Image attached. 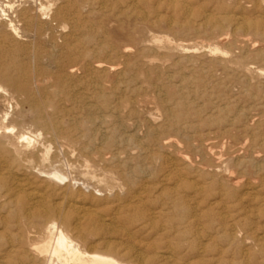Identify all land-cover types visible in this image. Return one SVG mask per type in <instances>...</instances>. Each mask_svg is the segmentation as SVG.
<instances>
[{
    "label": "rangeland",
    "instance_id": "obj_1",
    "mask_svg": "<svg viewBox=\"0 0 264 264\" xmlns=\"http://www.w3.org/2000/svg\"><path fill=\"white\" fill-rule=\"evenodd\" d=\"M32 1H33V3L28 2L27 0H16L14 6L20 10L24 9V10L30 11L29 13L32 15L34 23L39 22L36 24L33 23V25H35L36 30L35 29L31 30V28L29 29V27L24 28V26H22V27H20L19 36L16 39L14 37L9 38L10 41L7 39V41H5V44H4L5 45L4 49H6V51H7V54H6L7 64L5 65V68L13 76H15L19 72L24 73L27 76L26 81L24 83L25 93L27 95L26 94L25 95L18 94L19 92L17 91V89L14 85L10 86L11 87L10 89H11V92L13 93V95L15 96V99H17V100L22 99L23 100V101L21 100L22 101L21 104H23L24 108L27 107V109H29V112H28L29 114L27 116H29L30 118L29 117L22 118L21 116H19L18 111L15 110L11 113V119H12V125L15 127V129L19 133H25L28 131H31L33 133L36 130H38V128H39L38 126H34V127H32L31 125L29 126V122L34 117V115L39 116L40 121L47 122L50 124L51 123L56 124V127L58 128L57 129L58 132L53 137V141H54V143H53L54 149L53 150L56 153V157L58 159H62L65 157L69 162H71L76 167V169H75L76 171L72 170L69 174V177L71 179H74L72 181H73V183H75L74 184L75 187H73V189L71 188L69 190L68 189L64 190L63 191L64 195L72 197V195L74 194L72 198L76 199V200L79 199V200H77L78 203L79 202L81 203V204L79 203V205H83L87 209L89 208L88 210H92V211L94 210V212L99 213V215H101L103 217H111L114 214V217H117V219L113 220V222L115 223L114 226L117 227L118 230L121 227L124 230V231H122L123 234L124 235L127 234V236L125 235V237H120L117 235L116 236L115 235H113V236L105 235L104 239L114 240L115 242L120 244V246H119L120 248L122 247L125 250L129 249L131 251L134 250V252L135 251L138 252L143 257L145 256L144 258L146 260L150 261L149 264H156V262H158V260H159V256H161V254H167V256L170 257L166 263H162V264H171V263L172 264H264V120H263L264 119V101H263L264 100V38H263L264 36L261 37L262 32H263V28H264V23H263L264 22V0H252L253 2L251 0H241V1L240 0H165V1L164 0H149V1L147 0L149 2V5H148L146 0H135V3L132 6H130V8L132 7L131 9L127 8V6H126V5H131L130 3L127 2V0H114V1L113 0H109V1L108 0H96V1L95 0H82V1L77 0V3L74 5V6H76V5L77 6L75 8L73 6L70 9V12L68 11L69 15H73V14L75 15L76 14V16H77L76 19L78 20V29L75 31L72 30L73 31L72 34H71V30H70L71 27L68 24L69 21L67 22V20H69L70 16H66V18H65V17H61V16L56 15V11H58L57 9L60 8L61 5L63 7L64 2H62V1L56 2L55 6L51 9V13L49 14V17L46 18L45 16L34 15V14H37L35 12L36 6H38L39 3L44 2V0H32ZM89 1H90V3H89ZM144 3H146V5ZM94 4H95V6H94ZM27 6L30 7V9L29 8L27 9ZM172 6H173V8H171ZM88 7H89V9H88ZM101 7H105V8L101 9ZM167 8H169V9H167ZM176 8H178V9H176ZM186 8H189V9H187V11H186ZM79 9L81 10V12H79L80 11ZM99 9L102 10V11L100 10V12L102 14H100V12H98ZM106 9H108V10H106ZM111 9H113V10H111ZM52 10H54V11H52ZM114 10H115V12H114ZM176 10H177V12H175ZM107 11H109V12H107ZM111 11H112V13H111ZM121 11H123V13ZM126 11H128V12L126 13ZM113 12L115 13V16L112 15L113 17L124 16L125 18H128L127 16H129V18H131V17L135 18V19H133L135 21V23L138 22L137 23L138 25H140L142 27H146V28H144L145 29L144 34H142L140 36H135L134 34H132L133 28H134L133 27L134 25L132 23H129V21L119 22V23H117L118 26H120V23H121V25H124V27L128 26V27H126V32L128 35H127V39L124 40L122 43H120V44H123V45H121V47H120V45L115 46L113 44V42L111 41V38H109V36L111 37V30H109L107 28V26L103 23L105 19L108 20V18L110 16L109 14H114ZM155 12H157V13H155ZM192 12L193 13L195 12V15ZM85 13L87 14V16ZM107 13H109V14H107ZM141 13H142V15H141ZM178 13H180V14H178ZM187 13H188V15H187ZM197 13H199L198 17H197ZM146 14H148V15H146ZM176 14L179 16H177ZM205 14H206V16H204ZM105 15H108V16H105ZM212 15L214 16V18ZM217 15H219V16H217ZM222 15L223 16L225 15V16L223 17ZM235 15H237V16H235ZM83 16H84V18H83ZM201 16H202V18H201ZM221 16L223 17V19ZM78 17L79 18L81 17V18L79 19ZM91 17H93V18H91ZM139 17H141V18H139ZM161 18H163V19H161ZM186 18H188V19H186ZM204 18L205 19L208 18L211 20H217V21L220 20L219 22L221 25L213 26L212 24H208L209 26L206 25L207 26V28H206V26L204 25L206 23ZM235 18L236 19L238 18V20H239V18H242L240 21L251 22L253 24H254V22L257 21L258 23L254 24V25H259L256 27H257V29H258V27L260 28V30L259 29L258 30H259V33H261V34H254L253 32L251 34V31L246 32V33L245 32L244 33H240V32L236 33L235 31L232 32L233 29L227 25V20L235 19ZM89 19L92 21V23L89 22L90 21ZM198 19L199 20L201 19V20L199 21ZM246 19H247V21H246ZM147 21H148V24H147ZM162 21L163 22L166 21V22L163 23ZM223 21H225V23ZM87 22L90 23V25ZM94 22H96V23H94ZM203 22H205V23H203ZM141 23H142V25H141ZM60 24H62V25H60ZM84 24H86L85 27H84ZM100 24H102V25L100 26ZM38 25H40V26H38ZM42 25H44V26H42ZM81 25H82V27H81ZM187 25H188V27H190V26L191 27L188 28ZM63 26H65L64 29L62 28ZM218 28L220 29L219 31L217 30ZM21 29H22V31H21ZM27 30H29V31H27ZM92 30H94L96 32H94ZM108 31H109V33H108ZM68 32H70V33H68ZM67 33L69 35H67ZM93 33H96L97 35H95ZM87 34H88V36H87ZM89 34H91V35H89ZM34 35H36V36H34ZM70 35L73 36L74 39H72V37ZM107 35H109V36H107ZM220 35H221V37H220ZM259 35H260L261 39H260ZM69 36L71 38H69ZM92 36H93V38H92ZM153 36H166L170 40V44L162 46L161 48H158L151 41V38ZM255 36L258 38H256ZM76 37H78V39ZM87 37H89V38L86 39ZM128 38H130V39H128ZM82 39H83V41H82ZM106 39H108V41ZM222 39H224V40L221 41ZM73 40L76 41V43H78L77 47L80 48L78 50H81L82 57H79L78 52L73 50L72 47H70V44L74 43ZM109 40L112 43H110ZM77 41H79V42H77ZM87 42H88V44H87ZM100 42H103V43H100ZM79 44L82 46H80ZM103 44L106 46H104ZM90 45H93V46H90ZM179 46H181V47H179ZM98 47L100 50L98 49ZM104 47H107V48H104ZM123 47H125V48H123ZM214 47H217L219 50L218 51H212L214 49ZM110 48L111 49L115 48V49H113L111 51ZM142 48H144V49H142ZM67 49H68V51H67ZM123 49H126V52H123L122 51ZM139 50H141V51H139ZM160 50H161V52H160ZM209 50H211V52ZM107 51H108V53H106ZM83 52H85L86 54L85 53L83 54ZM87 52H89L90 55H89V53L87 54ZM113 52L114 53L116 52V53L114 54ZM223 52H225V53H223ZM203 53H204V56H203ZM122 54H124V55H122ZM174 54L175 55L177 54V55L175 56ZM97 55H98V57H97ZM185 55H187V56H185ZM94 56L97 58H95ZM120 56L123 57L122 58L123 60L121 59ZM191 56H192V58H191ZM197 56L200 58H198ZM201 56H203L202 59H201ZM8 57H9V59H8ZM107 58H108V60H106ZM118 58H120L121 60L120 59L118 60ZM136 58H137V60H135ZM126 59H129V60H126ZM193 59L194 60L196 59V60L194 61L193 65H192ZM110 60H112L113 62ZM117 60H118V62H117ZM114 61H116V62H114ZM18 62H19V64H18ZM78 62H79V64H78ZM83 62H85V63H83ZM121 62H122V65H120ZM139 62H141V63H139ZM115 63H117V64H115ZM144 63L145 64L147 63L146 64L147 68L145 65H143ZM89 65L91 66V68ZM96 66H100V67L102 66L103 68L105 66V69L103 70V68L101 67L99 69V73H98L97 70L95 71ZM122 66L125 68H123ZM143 66H144V68H143ZM32 67H33V69H32ZM68 67H70V70ZM113 67H115L114 70H113ZM164 67H166V68H164ZM193 67H194V69H193ZM243 67H244V69H243ZM15 68H16V71H15ZM74 68H76V69H74ZM32 70L37 72V73L36 74H35V72L33 73ZM40 70H42V71H40ZM64 70H65V73H64ZM102 70L104 72H102ZM137 70H139V71L142 70V72H139V71L137 72ZM147 70H149V71H147ZM160 70H161V72H160ZM54 71H55V73H54ZM92 71H94V72H92ZM146 71H147V74H146ZM154 71H155V73L153 74ZM132 72H133V74H131ZM143 72H145L146 75ZM149 72H150V75L148 76ZM41 73H43V74H41ZM199 73L201 74V76ZM203 73H204V75H203ZM29 74H30V76H29ZM57 74H58V76H57ZM101 74H103V75L101 76ZM260 74H261V76H260ZM33 75H35V76H33ZM41 75H43V76L41 77ZM181 76H183V78ZM96 77H98L97 80H96ZM148 77L150 78V80ZM90 78H91V80H90ZM157 78H158V80L156 81ZM144 79H146V80H144ZM182 79H183V81H182ZM29 80H32V82ZM134 80H136V81H134ZM137 80L139 83L137 82ZM129 81H132V83ZM66 82H67V84H66ZM73 82H74V84H73ZM134 82H136V83H134ZM148 82L150 84H148ZM38 83H39V85H38ZM124 83L126 84V87H125ZM141 83H143L144 86ZM161 83L165 86H163ZM93 84H95V85L100 84V85L93 87L94 86ZM107 84H108V86H107ZM127 84H129V85H127ZM138 84H140V86H142V87H140ZM46 85H49V86H46ZM149 85H151L152 87ZM72 86H73V88H72ZM87 86H88V88H87ZM159 86L161 89L159 88ZM43 87L46 89H43ZM97 87H98V89L100 88V90H95V88H97ZM165 87L167 89H165ZM136 88H138V89H136ZM162 88H164V89H162ZM59 89L61 91H59ZM92 89H94V90H92ZM108 89H109V91H108ZM153 89H156V90H153ZM50 90H53V91H50ZM127 90H128V93H127ZM133 90H135V91L133 92ZM151 90H152V92H151ZM157 90H158V93H157ZM255 90H257V92ZM31 91L33 94L31 93ZM42 91H43V93H42ZM65 91H67V92H65ZM100 91H102V92H100ZM137 91L139 93H137ZM37 92H39L38 93L39 95L38 94L36 95ZM48 92H49V95H48ZM69 92H71L72 94H70ZM141 92L142 93L144 92L143 95H141L142 94ZM258 92H260V93H258ZM76 93H77V95H76ZM78 93H80V94H78ZM88 93H90V94H88ZM105 94H107V96H106L107 98L106 97L104 98ZM130 94L133 96H131ZM138 94L140 96H138ZM162 94L163 95L165 94V95L163 96ZM173 94H175L177 96L174 97ZM180 94H181V96H180ZM16 95H17V97H16ZM37 96H39V98H42V99L40 100ZM59 96H60V98H59ZM67 96H68V98H65ZM144 96H147V97H144ZM259 96H261V97H259ZM176 97H177V99H175ZM178 97H179V99H178ZM257 97H259V98H257ZM132 98H133V100H132ZM142 98L144 99L143 102L145 101V98H147L146 100L150 101L151 109L152 108H155V109L158 108V110H159L160 106H161V109L159 111L157 110L158 111L156 113L157 116L153 120V123L148 121L150 123L149 124L147 122V119H146L147 111L139 108V105H141L143 103V102H140ZM158 98L161 100L159 101ZM162 98H163V100H162ZM66 99H69V100H66ZM101 99H102V101L100 102ZM42 100L44 102H42ZM77 100H79L81 103ZM107 100L109 102H107ZM134 100L139 101V103L135 102ZM256 100L258 103L256 102ZM258 100H260V101H258ZM69 101L70 102L72 101V102L69 103ZM74 101L77 103H75ZM84 101H86L85 102L86 104L83 103ZM97 102H98V104H97ZM129 102H130V104H129ZM163 102L166 104H163ZM41 103H43V105H41ZM68 103H69V105H67ZM82 103L84 105H82ZM116 103H118V106ZM133 103H134V105H133ZM158 103L161 105L159 106ZM175 103H177V104L179 103L180 105H177ZM101 104H103L104 107H102L103 105H101ZM114 104H115V106H114ZM171 104H172V106H170ZM217 104H219V105H217ZM34 105H36V106H34ZM86 105H90V106L93 105V109L95 110V111L93 110L94 114L91 115V114L87 113V110H86L87 106ZM119 105H120V108H119ZM135 105H136V107H135ZM166 105H168V106H166ZM174 105L178 106V107H175ZM181 105L183 108L181 107ZM187 105H189V106H187ZM126 106L128 109L126 108ZM194 106H195V108H194ZM32 107H33V109H31ZM63 107L65 109H63ZM95 107L96 108L98 107V108L95 109ZM117 107H118V109H116ZM188 107H189V109H188ZM218 107H219V109H218ZM223 107H225V108H223ZM184 108H185V110H184ZM190 108H191V110H190ZM66 109L71 110L72 113H71V111L66 110ZM181 109L183 111H181ZM187 109H188V111H187ZM194 109H195V111H194ZM0 110H1V108H0ZM140 110H141V112H140ZM202 110H203V112H202ZM214 110H216V111H214ZM217 110H218V112H217ZM32 111L35 114L32 113ZM113 111H115V112H113ZM118 111H120L119 112L120 115H119ZM134 111H136V112H134ZM178 111H180L183 115L178 113ZM222 111H226L224 113V115H223ZM183 112H185L186 114ZM195 112L198 114L197 118L195 117L196 116ZM198 112H201L202 115ZM38 113H40L41 115H39ZM194 113H195V115H193ZM161 114H163V115H161ZM189 114H191V115L189 116ZM95 115H97V116H95ZM117 115H118V117H117ZM127 115H128V118H127ZM130 115H132V116H130ZM172 115L174 116V118L172 117ZM158 116H160V117L163 116L164 118L163 117L160 118ZM182 116L185 118H182ZM105 117H106V119H104ZM194 117H195V119H194ZM216 117H217V119H216ZM59 118H60V120H59ZM179 118H180V120H179ZM191 118H193V119H191ZM253 118H255V119H253ZM129 119H131V120H129ZM162 119H164V120H162ZM259 119L260 120L262 119L261 120L262 122L261 121L259 122ZM58 120L61 122H59ZM126 120H127V122H126ZM157 120L162 121V122L159 123ZM175 120H178V121L176 122ZM92 121H93V123H92ZM96 121H98V122H96ZM70 122H72V123L69 124ZM80 122L82 125L79 124ZM144 122H146V123H144ZM73 123L75 125H80V126H77V127L74 126L73 127ZM109 123H111V124H109ZM130 123H131V127H130ZM144 124L145 125L147 124L146 127ZM160 124H162V125H160ZM163 124H164V126H163ZM88 125L90 127H88ZM187 125H188V127H186ZM190 125H193V126H190ZM98 126H100V127H98ZM112 126H114L115 128ZM159 126H160V128H159ZM184 127H186L185 130H184ZM70 128H71V130H70ZM95 128H97V129H95ZM188 128H190V130ZM118 129H119V131H117ZM162 129L164 132H162ZM170 129L173 132H175V131L176 132L179 131V132L173 133V132H170ZM94 130L96 133L94 132ZM116 131L119 133H117ZM103 132H104V134H103ZM61 133H62V135H61ZM79 133H80L81 137H80ZM171 133H173L174 135ZM164 135H167V136L165 137ZM202 136H204V137H202ZM61 137H62V139H61ZM104 137H106L107 139ZM129 137L131 139L127 140ZM257 137H258V139H257ZM120 138H122V139H120ZM170 138L172 140H170ZM205 138H208V139H205ZM74 139H76V141ZM109 139H112L111 140L112 142ZM261 140H263V141H261ZM119 141H120V143H119ZM157 141H158V143H157ZM166 141H171L172 143L174 142V144L177 147L176 148L167 147L168 149H166L165 146L163 147V144ZM110 142L113 144L110 145ZM69 143H71V144H69ZM87 143H89V144H87ZM101 144L104 146V148ZM211 144H214V145H212L213 147L211 146ZM143 145H144V147H143ZM60 147H64L63 150H60ZM159 147H160V149L161 148L162 149L160 150ZM97 148H98V150H97ZM157 148H158V150H157ZM67 149H68V151H67ZM134 149H135V151H134ZM137 150L140 152H138ZM180 151H182V152H180ZM57 152L59 153V155ZM97 152L99 154H101V152H102L103 157H106V158H104V160L102 162L98 161L97 157L95 158V156H96L95 153H97ZM145 152H148V153H145ZM164 152H166V153H164ZM261 152H262V154H261ZM85 153H86V156H85ZM234 153H235V155H234ZM74 154H77V155H74ZM149 154H150V156H149ZM110 155H111V157H110ZM130 155L136 156V157H131ZM188 155H189V157H188ZM112 156H116L117 159L113 161ZM120 156H121V158H120ZM143 156H145V157L143 158ZM170 156H172L173 158ZM83 157H85V158L87 157L86 159H88L90 157L91 159L89 158L88 160H91L93 162V164H95L96 166L99 164L98 167H101L103 165L102 167L104 170H106V169H107L106 171L109 170L108 172L112 173V175H113V178H114L113 183L115 184V187L114 188L108 187V189L105 188L102 190L99 188L97 189V187L94 185L92 180L90 181V180L84 178L81 174H79L78 172L81 169L79 163ZM166 157H168L169 159ZM180 157H183L184 159L181 161ZM203 157H206V158H203ZM125 158H127V159H125ZM73 160L75 163L73 162ZM120 160H122V162ZM162 160H163V162H161ZM208 160L211 162H209ZM107 161H108V163H107ZM76 162H77V164H76ZM169 162H171V163L169 164ZM175 162H177V163H175ZM102 163H105V164H102ZM109 163H110V167H108ZM124 163H125V165H124ZM152 163L154 166H151ZM141 164H142V166H140ZM167 164H168V167H167ZM191 164H193V166ZM130 165H134V166H130ZM185 165H187V166H185ZM219 165H220V167H219ZM135 167H137V169H135ZM150 167H152V168H150ZM161 167H163L162 171L160 169ZM209 167H212V168H209ZM116 168H118V169H116ZM146 168H150V170L146 169ZM198 168H199V170H198ZM214 168L216 170H214ZM168 169L171 172L172 171L173 172L168 177V179L171 178L170 181L166 179V182H165V176L168 175V171H169ZM171 169H173V170H171ZM186 169L189 171H187ZM136 170L139 173L133 172ZM212 171L214 172V175H213ZM181 172H184L185 174L181 173ZM191 172H193V173H191ZM196 173H198V175H195ZM217 173H219L220 175L218 176ZM149 174H151L152 176H150ZM156 174L159 178L156 176ZM179 174H181V175H179ZM120 175L121 176L123 175V177H121ZM135 175H137V176H135ZM124 176L126 178H124ZM131 178H133V179H131ZM152 178H155V179H152ZM121 180H123V181H121ZM150 180H151V182H150ZM155 180H156V182H155ZM178 180L180 183L178 182ZM140 181H143V182L141 183ZM191 181H192V183H191ZM221 181H222V183H221ZM79 183L81 185H79ZM132 183H134V184H132ZM76 184H78V185H76ZM123 184H125V185H123ZM190 184H191V186L193 185L195 187L192 186V188H191ZM121 185H123V186H121ZM164 185H165V187H164ZM167 185H169V186L171 185V186L169 187ZM129 186H131V187H129ZM135 186H136V188H134ZM144 186H147L148 188L150 186L151 187L148 189L147 187L145 188ZM158 186H159V188H158ZM79 187L81 189V192L83 191L82 193L80 192ZM132 187L134 188V190L132 189ZM153 187H155L156 189ZM174 188H175V190H174ZM112 189H114L113 190L114 192H112ZM163 189H164V192L162 191ZM195 189H196V191H195ZM91 190H94V191H92V193L94 192L93 195L90 192ZM95 190H96L97 194L95 193ZM97 190H98V192H97ZM123 190H125V191L123 192ZM159 190H161V191H159ZM178 190H180V191H178ZM125 192H127V193H125ZM138 192H139V194H138ZM159 192L160 193L163 192V193L160 195ZM87 193L89 195H87ZM53 194H54V196H53ZM136 194H138V195H136ZM141 194H143V195H141ZM84 195H86L88 197H86ZM109 195L111 196L110 198H109ZM169 195L171 197H169ZM179 195L180 196L182 195V196L180 197ZM186 195L187 196L189 195V196L187 197ZM61 196L62 195H60L58 193V191H54V192H52V194H50L49 202L55 204V202L56 203L59 202ZM136 196H137V198H136ZM99 198H100V200H99ZM189 198H192V199L194 198V199L192 201V199H189ZM110 199H112V200H110ZM141 199L144 202V204L141 201ZM151 199H153V200H151ZM104 200H105V202H104ZM188 200H190L191 202ZM147 201L150 203H148ZM158 201H159V203H158ZM175 201L177 203L179 202L178 203L179 205H177V203H175ZM186 201H188V202H186ZM84 202H86V203H84ZM128 202H129V204L126 205L125 203H128ZM165 202H166V204H165ZM184 202H186V204ZM198 202H199V204H197ZM152 203L155 205H153ZM182 204L183 205L185 204V205L183 206ZM131 205L134 207L126 208V207L131 206ZM180 205L182 206L181 208L179 207ZM187 206H188V208H187ZM120 207H121V210H120ZM122 207H123V210H125V211L122 210ZM130 208H132V209H130ZM146 208H147V210L145 211ZM150 208H152V209H150ZM160 208H161V210H160ZM136 210H138V211H136ZM157 210H158V212H157ZM168 210L169 211L171 210V211L169 212ZM178 210H179V212H178ZM139 211H140V213L142 212L143 215H144V212H146L145 216L142 215L144 219H142V217H141L142 213L140 214ZM151 211H152V213H150ZM154 211H155V213H154ZM183 211H184V213H183ZM122 212H124V213L122 214ZM125 212H127V213L129 212V213L127 214ZM137 213H139V214H137ZM136 214L139 216H137ZM159 214L161 215V217H159L160 216ZM196 214H198V215H196ZM162 215H164V216H162ZM193 216H194V218H193ZM196 216H197V218H196ZM132 217H133V219H132ZM135 218H137V219H135ZM140 218L143 221L139 220ZM148 220H149V222H148ZM190 220L192 222H190ZM131 222H133V223H131ZM135 222H136V224H135ZM141 223H143V224H141ZM147 223H149V224H147ZM132 224H134V227ZM227 226L230 228H228ZM131 227L133 228L132 230L130 229ZM197 227L199 230L197 229ZM233 230H234V232H233ZM197 232H198V237L196 236ZM233 233H234V235H233ZM128 235H129V237H128ZM232 235H233V237H232ZM125 239L127 242H125ZM137 242L140 244H137ZM122 243L124 245H122ZM141 244H143V245H141ZM148 245H149V247H148ZM139 246H141V247H139ZM167 246H168V248H167ZM143 250H145L146 252L145 251L143 252ZM154 252H157V253H156V255L153 256ZM173 255H175V256H173Z\"/></svg>",
    "mask_w": 264,
    "mask_h": 264
},
{
    "label": "bare ground",
    "instance_id": "obj_2",
    "mask_svg": "<svg viewBox=\"0 0 264 264\" xmlns=\"http://www.w3.org/2000/svg\"><path fill=\"white\" fill-rule=\"evenodd\" d=\"M28 2H32V0H27ZM58 1H62L64 2L63 3V7L61 5L60 8H58L56 11V15L57 16H61V17H65L66 16H70L69 20H67L68 24L70 25L71 27V34L73 31L77 30L78 29V20L76 19V14L74 15H69V12H70V9L77 3V0H44V2L42 3H39L38 6H36L35 8V12L37 14H34V15H38V16H45L46 18L49 17V14L51 13V9L55 6L56 2ZM82 1V0H80ZM96 1V0H95ZM109 1V0H108ZM114 1V0H113ZM147 1V0H146ZM145 1V2H146ZM149 1V0H148ZM147 1L148 5H149V2ZM165 1V0H164ZM241 1V0H240ZM252 1V0H251ZM15 2L16 0H0V264H149L150 261L146 260L141 254H139L138 252H134L129 250V249H123L122 247L120 248V244L115 242L114 240H107V239H104V236L107 235V236H113V235H117V236H120V237H125V235L127 236V234H123L122 231H124L121 227L120 229L118 230L117 227L114 226V222L113 220L114 219H117V217H114V214L111 216V217H103L101 215H99V213H96L94 212V210H88L87 208H85L83 205H79V203L77 202V200L79 199H73V195L72 197L71 196H66L64 195V190H69V189H73L74 184L72 180L74 179H71L69 177V174L72 170H75L76 167L71 163L69 162L65 157L62 158V159H58L56 157V153L54 152V141H53V137L57 134V127H56V124L55 123H47V122H43V121H40V118L39 116H35L30 120L29 122V126L31 125L32 127L34 126H38V130H36L35 132H31V131H28V132H25V133H19L15 127L12 125V119H11V113L15 110L18 111V114L19 116H21L22 118H25V117H29L27 116L29 113V109L24 108L23 107V104H21L22 101L21 100H17L15 99V96L13 95V93L11 92V87L12 85H14L17 89V92L18 94L20 95H25V81H26V74L24 73H15L16 75L13 76L6 68H5V65L7 64V60H6V54H7V51L6 49H4V44H5V41H7V39L9 40V38H17L19 36V31H20V27L24 26V28L26 27H29V29L31 28V30H34L35 29V25H33L34 23V20H33V17L32 15L29 13L30 11L28 10H20V9H17V7H15ZM118 2V1H117ZM123 2V1H122ZM128 3H130L131 5H126L127 8H130V6H132L134 3H135V0H127ZM160 2V1H159ZM163 2V1H162ZM253 2V1H252ZM90 3V1H89ZM173 3V2H172ZM30 4V3H29ZM109 4V3H108ZM115 4V3H114ZM146 5V3H144ZM167 4V3H166ZM174 4V3H173ZM188 4V3H187ZM186 4V5H187ZM252 4V3H251ZM37 5V4H36ZM154 5V4H153ZM158 5V4H157ZM179 5V4H178ZM255 5V4H254ZM77 6V5H76ZM74 6V8L76 7ZM92 6V5H91ZM95 6V4H94ZM123 6V5H122ZM129 6V7H128ZM138 6V5H137ZM82 7V6H81ZM140 7V6H139ZM144 7V6H143ZM30 9V7L27 6V9ZM80 8V7H79ZM83 8V7H82ZM87 8V7H86ZM85 8V9H86ZM92 8V7H91ZM104 9L105 7H101V9ZM132 8V7H131ZM130 8V9H131ZM152 8V7H151ZM150 8V9H151ZM160 8V7H159ZM173 8V6L171 7ZM32 9V8H31ZM77 9V8H76ZM89 9V7H88ZM98 10V12H100V10ZM115 9V8H114ZM149 9V8H148ZM147 9V10H148ZM169 9V8H167ZM166 9V10H167ZM178 9V8H176ZM187 9L189 8H186V11ZM55 10V9H54ZM52 10V11H54ZM80 10V9H79ZM94 10V9H93ZM108 10V9H106ZM113 10V9H111ZM117 10V9H116ZM145 10V9H144ZM69 11V12H68ZM95 11V10H94ZM102 11V10H101ZM174 11V10H173ZM179 11V10H178ZM184 11V10H183ZM76 12V11H75ZM81 12V10L79 11ZM87 12V11H86ZM97 12V11H96ZM95 12V13H96ZM106 12V11H105ZM109 12V11H107ZM115 12V10H114ZM113 12V13H114ZM119 12V11H118ZM123 13V11H121ZM128 11H126L127 13ZM133 12V11H132ZM138 12V11H137ZM140 12V11H139ZM177 12V10L175 11ZM93 13V12H92ZM91 13V14H92ZM112 13V11H111ZM136 13V12H135ZM157 13V12H155ZM193 13V12H192ZM191 13V14H192ZM236 13V12H235ZM82 14V13H81ZM86 14V13H85ZM100 14H102L100 12ZM105 14V13H104ZM109 14V13H107ZM150 14V13H149ZM180 14V13H178ZM190 14V13H189ZM195 15V12L193 13ZM198 14L197 13V17H198ZM210 14V13H209ZM234 14V13H233ZM232 14V15H233ZM243 14V13H242ZM95 15V14H94ZM109 18L108 20L105 19L104 20V24L107 26V28L109 30H111V37L109 35V38H111V41L113 42V44L115 46H119L121 47V45L123 44H120L122 43L124 40L127 39V32H126V27H124V25H121L120 23V26H118L117 23L119 22H127L129 21V23H132L134 26L133 28V33L135 36H140L142 34H144V31L146 27H142L140 25H138L137 23H135V21L133 19L135 18H129V16H127L128 18H125L124 16H120V17H113L112 15L115 16V13L114 14H109ZM117 15V14H116ZM142 15V13H141ZM148 15V14H146ZM157 15V14H156ZM177 15V14H176ZM188 15V13H187ZM211 15V14H210ZM230 15V14H229ZM228 15V16H229ZM245 15V14H244ZM79 16V15H78ZM87 16V14H86ZM97 16V15H96ZM100 16V15H99ZM105 16H108V15H105ZM154 16V15H153ZM179 16V15H177ZM206 16V14L204 15ZM203 16V17H204ZM213 16V15H212ZM219 16V15H217ZM223 16V15H222ZM221 16V17H222ZM225 16V15H224ZM223 16V17H224ZM227 16V17H228ZM237 16V15H235ZM242 16V15H241ZM36 17V16H35ZM90 17V16H89ZM98 17V16H97ZM184 17V16H183ZM186 17V16H185ZM196 17V16H195ZM194 17V18H195ZM210 17V16H209ZM222 17V19H223ZM226 17V18H227ZM230 17V16H229ZM234 17V16H233ZM243 17V16H242ZM57 18V17H56ZM68 18V17H67ZM79 18V17H78ZM81 18V17H80ZM79 18V19H80ZM84 18V16H83ZM93 18V17H91ZM90 18V19H91ZM96 18V17H95ZM141 18V17H139ZM202 18V16H201ZM214 18V16H213ZM218 18V17H217ZM247 18V17H246ZM43 19V18H42ZM58 19V18H57ZM89 19V20H90ZM137 19V18H136ZM163 19V18H161ZM160 19V20H161ZM188 19V18H186ZM205 19V18H204ZM242 18H238L236 19H229L227 20V25L229 27H231L233 31H235L236 33L237 32H240V33H246V32H249L251 31V34L252 32L254 34H261L259 33V30L260 28L256 26H259V25H254V24H257L258 22H254L251 23V22H243V21H240ZM244 19V18H243ZM36 20V19H35ZM39 20V19H38ZM50 20V19H49ZM65 20V19H64ZM92 20V19H91ZM89 21L92 23V21ZM94 20V19H93ZM140 20V19H139ZM199 20V19H198ZM201 20V19H200ZM199 20V21H200ZM255 20V19H254ZM260 20V19H259ZM262 20V19H261ZM144 21V20H143ZM142 21V22H143ZM195 21V20H194ZM220 21V20H219ZM217 21V20H211V19H208L206 18L205 19V23L204 25H208V24H212L213 26H219L221 25L220 22ZM247 21V19H246ZM163 22V21H162ZM166 22V21H165ZM163 22V23H165ZM190 22V21H189ZM225 23V21H223ZM222 22V23H223ZM36 23H39V22H36ZM34 23V24H36ZM45 23V22H44ZM88 23V22H87ZM96 23V22H94ZM185 23V22H184ZM264 23V22H263ZM81 24V23H80ZM90 25V23H88ZM147 24H148V21H147ZM161 24V23H160ZM173 24V23H172ZM186 24V23H185ZM190 24V23H189ZM62 25V24H60ZM66 25V24H65ZM86 24H84V27H85ZM102 24H100L101 26ZM142 25V23H141ZM224 25V24H223ZM40 26V25H38ZM37 26V27H38ZM44 26V25H42ZM67 26V25H66ZM104 26V25H103ZM209 26V25H208ZM227 26V27H228ZM82 27V25H81ZM96 27V26H95ZM149 27V26H148ZM188 27V25H187ZM191 27V26H190ZM188 27V28H190ZM40 28V27H39ZM63 29L65 28V26L62 27ZM207 28V26H206ZM216 28V27H215ZM214 28V29H215ZM226 28V27H225ZM38 29V28H37ZM47 29V28H46ZM92 29V28H91ZM129 29V28H128ZM127 29V30H128ZM199 29V28H198ZM25 30V29H24ZM36 30V29H35ZM73 30V31H72ZM81 30V29H80ZM85 30V29H84ZM103 30V29H102ZM218 31L220 30L219 28L217 29ZM227 30V29H226ZM22 31V29H21ZM29 31V30H27ZM79 31V30H78ZM86 31V30H85ZM94 31V30H92ZM101 31V30H100ZM25 32V31H24ZM83 32V31H82ZM91 32V31H90ZM96 32V31H94ZM99 32V31H98ZM97 32V33H98ZM132 32V31H131ZM70 33V32H68ZM67 33V35H69ZM76 33V32H75ZM109 33V31H108ZM215 33V32H214ZM27 34V33H26ZM31 34V33H30ZM78 34V33H77ZM95 35H97L96 33H93ZM28 35V34H27ZM91 35V34H89ZM36 36V35H34ZM71 36V35H70ZM69 38L73 36H71ZM88 36V34H87ZM99 36V35H98ZM219 36V35H218ZM241 36V35H240ZM246 36V35H245ZM248 36V35H247ZM264 36V28H263V32H262V35L261 37ZM39 37V36H38ZM75 37V36H74ZM96 37V36H95ZM105 37V36H104ZM221 37V35H220ZM256 37V36H255ZM260 37V35H259ZM260 37V39H261ZM65 38V37H64ZM68 38V37H67ZM78 39V37H76ZM83 38V37H82ZM89 37H87L86 39H88ZM93 38V36H92ZM107 38V37H106ZM250 38V37H249ZM258 38V37H256ZM264 38V37H263ZM262 38V39H263ZM102 39V38H101ZM100 39V40H101ZM130 39V38H128ZM81 40V39H80ZM103 40V39H102ZM108 41V39H106ZM132 40V39H131ZM216 40V39H215ZM224 39H222L221 41H223ZM10 41V40H9ZM17 41V40H16ZM83 41V39H82ZM81 41V42H82ZM89 41V40H88ZM128 41V40H127ZM135 41V40H134ZM133 41V42H134ZM151 41L158 47V48H161L162 46H165V45H169L170 44V40L166 37V36H153L151 38ZM13 42V41H12ZM73 44H70V47H72L73 50L77 51L78 52V55L79 57H82V52L81 50H78L80 49L79 47H77V44L76 41L73 40ZM79 42V41H77ZM110 42V40H109ZM110 42V43H112ZM130 42V41H129ZM128 42V43H129ZM220 42V41H219ZM100 43H103V42H100ZM132 43V42H131ZM245 43V42H244ZM88 44V42H87ZM127 44V43H126ZM133 44V43H132ZM20 45V44H19ZM65 45V44H64ZM80 45V44H79ZM85 45V44H84ZM104 45V44H103ZM102 45V46H103ZM128 45V44H127ZM241 45V44H240ZM12 46V45H11ZM82 46V45H80ZM90 46H93V45H90ZM106 46V45H104ZM126 46V45H125ZM100 47V46H99ZM98 47V49H99ZM143 47V46H142ZM153 47V46H152ZM181 47V46H179ZM236 47V46H235ZM104 48H107V47H104ZM109 48V47H108ZM125 48V47H123ZM145 48V47H144ZM142 48V49H144ZM226 48V47H225ZM253 48V47H252ZM8 49V48H7ZM11 49V48H10ZM93 49V48H92ZM111 49V48H110ZM115 49V48H113ZM111 49V51L113 50ZM141 49V50H142ZM150 49V48H149ZM152 49V48H151ZM100 50V49H99ZM117 50V49H116ZM139 50V51H141ZM146 50V49H145ZM219 49L217 47H214V49L212 51H218ZM68 51V49H67ZM123 52H126V49H123L122 50ZM138 51V50H137ZM211 52V50H209ZM11 52V51H10ZM95 52V51H94ZM101 52V51H100ZM156 52V51H155ZM161 52V50H160ZM27 53V52H26ZM85 52H83L84 54ZM89 52H87L88 54ZM102 53V52H101ZM108 53V51L106 52ZM110 53V52H109ZM114 53V52H113ZM116 53V52H115ZM114 53V54H115ZM225 53V52H223ZM34 54V53H33ZM65 54V53H64ZM68 54V53H67ZM86 54V53H85ZM118 54V53H117ZM128 54V53H127ZM193 54V53H192ZM208 54V53H207ZM25 55V54H24ZM90 55V53H89ZM101 55V54H100ZM104 55V54H103ZM113 55V54H112ZM124 55V54H122ZM130 55V54H129ZM175 55V54H174ZM177 55V54H176ZM175 55V56H176ZM206 55V54H205ZM68 56V55H67ZM107 56V55H106ZM115 56V55H114ZM182 56V55H181ZM187 56V55H185ZM184 56V57H185ZM193 56V55H192ZM191 56V58H192ZM203 56H204V53H203ZM201 56V59L202 57ZM207 56V55H206ZM58 57V56H57ZM78 57V56H77ZM95 57V56H94ZM98 57V55H97ZM95 57V58H97ZM108 57V56H107ZM110 57V56H109ZM119 57V56H118ZM121 59L123 58L122 56H120ZM129 57V56H128ZM139 57V56H138ZM147 57V56H146ZM149 57V56H148ZM198 57V56H197ZM15 58V57H14ZM71 58V57H70ZM126 58V57H125ZM135 58V57H134ZM182 58V57H181ZM200 58V57H198ZM9 59V57H8ZM16 59V58H15ZM74 59V58H73ZM120 58H118L119 60ZM120 59V60H121ZM131 59V58H130ZM165 59V58H164ZM26 60V59H25ZM108 60V58L106 59ZM117 60V62H118ZM123 60V59H122ZM126 60H129V59H126ZM137 60V58L135 59ZM196 60V59H195ZM194 59L192 60V65L195 61ZM218 60V59H217ZM53 61V60H52ZM76 61V60H75ZM97 61V60H96ZM112 61V60H110ZM109 61V62H110ZM133 61V60H132ZM141 61V60H140ZM188 61V60H187ZM191 61V60H190ZM220 61V60H219ZM222 61V60H221ZM33 62V61H32ZM66 62V61H65ZM64 62V63H65ZM99 62V61H98ZM113 62V61H112ZM111 62V63H112ZM116 62V61H114ZM131 62V61H130ZM198 62V61H197ZM233 62V61H232ZM255 62V61H254ZM16 63V62H15ZM56 63V62H55ZM54 63V64H55ZM67 63V62H66ZM85 63V62H83ZM110 63V64H111ZM127 63V62H126ZM137 63V62H136ZM141 63V62H139ZM199 63V62H198ZM14 64V63H13ZM19 64V62H18ZM33 64V63H32ZM68 64V63H67ZM79 64V62H78ZM114 64V63H113ZM117 64V63H115ZM128 64V63H127ZM126 64V65H127ZM147 64V63H146ZM146 64L144 63L143 65L146 66ZM156 64V63H155ZM244 64V63H243ZM104 65V64H103ZM122 65V62L121 64ZM125 65V64H124ZM123 65V66H124ZM132 65V64H131ZM130 65V66H131ZM157 65V64H156ZM205 65V64H204ZM209 65V64H208ZM257 65V64H256ZM8 66V65H7ZM88 66V65H87ZM90 66V65H89ZM107 66V65H106ZM122 66V67H123ZM140 66V65H139ZM186 66V65H185ZM203 66V65H202ZM210 66V65H209ZM255 66V65H254ZM253 66V67H254ZM10 67V66H9ZM21 67V66H20ZM78 67V66H77ZM102 67V66H101ZM100 66H96V69L95 71L97 70L98 73H99V69L101 68ZM129 67V66H128ZM142 67V66H141ZM161 67V66H160ZM36 68V67H35ZM34 68V69H35ZM63 68V67H62ZM69 70H70V67H68ZM91 68V66H90ZM94 68V67H93ZM103 68V67H102ZM115 67H113V70H114ZM117 68V67H116ZM125 68V67H123ZM131 68V67H130ZM137 68V67H136ZM144 68V66H143ZM147 68V66H146ZM145 68V69H146ZM166 68V67H164ZM192 68V67H191ZM220 68V67H219ZM30 69V68H29ZM33 69V67H32ZM76 69V68H74ZM105 69V66L103 68V70ZM111 69V68H110ZM128 69V68H127ZM142 69V68H141ZM151 69V68H150ZM194 69V67H193ZM244 69V67H243ZM250 69V68H249ZM261 69V68H260ZM18 70V69H17ZM36 70V69H35ZM38 70V69H37ZM62 70V69H61ZM82 70V69H81ZM102 70V72H104ZM121 70V69H120ZM123 70V69H122ZM125 70V69H124ZM133 70V69H132ZM143 70V69H142ZM137 70V72H142ZM159 70V69H158ZM197 70V69H196ZM263 70V69H262ZM13 71V70H12ZM15 71H16V68H15ZM26 71V70H25ZM29 71V70H28ZM33 71V70H32ZM42 71V70H40ZM110 71V70H109ZM129 71V70H128ZM149 71V70H147ZM147 71H146V74H147ZM35 71H33L34 73ZM94 72V71H92ZM116 72V71H115ZM122 72V71H121ZM161 72V70H160ZM205 72V71H204ZM32 73V74H33ZM37 72H35L36 74ZM55 73V71H54ZM64 73H65V70H64ZM91 73V72H90ZM145 74V72H143ZM155 73V71L153 72V74ZM201 73V72H200ZM199 73V74H200ZM215 73V72H214ZM43 74V73H41ZM62 74V73H61ZM104 74V73H103ZM101 74V76L103 75ZM133 74V72L131 73ZM145 74V75H146ZM157 74V73H156ZM207 74V73H206ZM259 74V73H258ZM38 75V74H37ZM36 75V76H37ZM117 75V74H116ZM115 75V76H116ZM129 75V74H128ZM144 75V76H145ZM150 75V72L148 74V76ZM204 75V73H203ZM242 75V74H241ZM30 76V74H29ZM35 76V75H33ZM32 76V77H33ZM43 75H41L42 77ZM58 76V74H57ZM60 76V75H59ZM62 76V75H61ZM68 76V75H67ZM73 76V75H72ZM120 76V75H119ZM122 76V75H121ZM176 76V75H175ZM201 76V74H200ZM261 76V74H260ZM40 77V76H39ZM50 77V76H49ZM76 77V76H75ZM104 77V76H103ZM159 77V76H158ZM183 78V76H181ZM30 78V77H29ZM47 78V77H46ZM52 78V77H51ZM60 78V77H59ZM87 78V77H86ZM137 78V77H136ZM143 78V77H142ZM149 78V77H148ZM169 78V77H168ZM212 78V77H211ZM71 79V78H70ZM88 79V78H87ZM98 79V77H96V80ZM214 79V78H213ZM234 79V78H233ZM256 79V78H255ZM35 80V79H34ZM46 80V79H45ZM66 80V79H65ZM64 80V81H65ZM73 80V79H72ZM91 80V78H90ZM102 80V79H101ZM126 80V79H125ZM146 80V79H144ZM150 80V78H149ZM158 80V78L156 79V81ZM258 80V79H257ZM32 82V80H29ZM28 81V82H29ZM37 81V80H36ZM67 81V80H66ZM109 81V80H108ZM136 81V80H134ZM183 81V79H182ZM247 81V80H246ZM34 82V81H33ZM95 82V81H94ZM93 82V83H94ZM124 82V81H123ZM132 83V81H129ZM138 82V80H137ZM141 82V81H140ZM113 83V82H112ZM136 83V82H134ZM139 83V82H138ZM159 83V82H158ZM157 83V84H158ZM67 84V82H66ZM74 84V82H73ZM125 84V83H124ZM143 86L144 84L141 83ZM148 84H150L148 82ZM162 84V83H161ZM34 85V84H33ZM39 85V83H38ZM95 86H99V85H95ZM129 85V84H127ZM137 85V84H136ZM140 86V84H138ZM147 85V84H146ZM156 85V84H155ZM163 85V84H162ZM208 85V84H207ZM46 86H49V85H46ZM108 86V84H107ZM115 86V85H114ZM118 86V85H117ZM151 86V85H149ZM165 86V85H163ZM162 86V87H163ZM258 86V85H257ZM260 86V85H259ZM263 86V85H262ZM125 87H126V84H125ZM142 87V86H140ZM152 87V86H151ZM150 87V88H151ZM218 87V86H217ZM39 88V87H38ZM41 88V87H40ZM49 88V87H48ZM51 88V87H50ZM73 88V86H72ZM81 88V87H80ZM88 88V86H87ZM115 88V87H114ZM148 88V87H147ZM160 88V86H159ZM259 88V87H258ZM13 89V88H12ZM42 89V88H41ZM43 89H46L43 87ZM105 89V88H104ZM125 89V88H124ZM138 89V88H136ZM145 89V88H144ZM161 89V88H160ZM164 89V88H162ZM165 89H167L165 87ZM187 89V88H186ZM252 89V88H251ZM256 89V88H255ZM263 89V88H262ZM31 90V89H30ZM35 90V89H34ZM39 90V89H38ZM69 90V89H68ZM80 90V89H79ZM90 90V89H89ZM94 90V89H92ZM95 90H100V88L98 89L95 88ZM113 90V89H112ZM153 90H156V89H153ZM253 90V89H252ZM259 90V89H258ZM13 91V90H12ZM50 91H53V90H50ZM56 91V90H55ZM59 91H61L59 89ZM109 91V89H108ZM118 91V90H117ZM135 90H133L134 92ZM139 91V90H138ZM137 91V93H139ZM143 91V90H142ZM181 91V90H180ZM257 92V90H255ZM67 92V91H65ZM88 92V91H87ZM94 92V91H93ZM102 92V91H100ZM115 92V91H114ZM113 92V93H114ZM124 92V91H123ZM152 92V90H151ZM150 92V93H151ZM162 92V91H161ZM167 92V91H166ZM261 92V91H260ZM258 92V93H260ZM263 92V91H262ZM32 93V91H31ZM39 92L36 93V95L38 94ZM43 93V91H42ZM47 93V92H46ZM70 94H72L71 92H69ZM83 93V92H82ZM127 93H128V90H127ZM142 93V92H141ZM144 93V92H143ZM143 93L141 95H143ZM157 93H158V90H157ZM168 93V92H167ZM177 93V92H176ZM183 93V92H182ZM191 93V92H190ZM221 93V92H220ZM33 94V93H32ZM65 94V93H64ZM80 94V93H78ZM90 94V93H88ZM154 94V93H153ZM189 94V93H188ZM248 94V93H247ZM27 95V94H26ZM35 95V94H34ZM39 95V94H38ZM48 95H49V92H48ZM77 95V93H76ZM75 95V96H76ZM85 95V94H84ZM97 95V94H96ZM131 95V94H130ZM147 95V94H146ZM152 95V94H151ZM163 95V94H162ZM165 95V94H164ZM163 95V96H164ZM174 97L177 96L175 94H173ZM190 95V94H189ZM192 95V94H191ZM198 95V94H197ZM259 95V94H258ZM45 96V95H44ZM70 96V95H69ZM74 96V97H75ZM100 96V95H99ZM107 96V94L104 95V98ZM133 96V95H131ZM138 96H140L138 94ZM162 96V97H163ZM179 96V95H178ZM181 96V94H180ZM211 96V95H210ZM17 97V95H16ZM20 97V96H19ZM39 98V96H37ZM42 97V96H41ZM144 97H147V96H144ZM171 97V96H170ZM169 97V98H170ZM184 97V96H183ZM195 97V96H194ZM193 97V98H194ZM213 97V96H212ZM245 97V96H244ZM261 97V96H259ZM257 97V98H259ZM22 98V97H21ZM32 98V97H31ZM36 98V97H35ZM48 98V97H47ZM60 98V96H59ZM65 98H68L65 97ZM82 98V97H81ZM80 98V99H81ZM98 98V97H97ZM100 98V97H99ZM107 98V97H106ZM109 98V97H108ZM167 98V97H166ZM203 98V97H202ZM256 98V97H255ZM25 99V98H24ZM40 100L42 98H39ZM45 99V98H44ZM76 99V98H75ZM85 99V98H84ZM88 99V98H87ZM121 99V98H120ZM138 99V98H137ZM147 98H145V101L143 102V98L141 99L140 102H143L141 105H139V108L140 109H143V110H146L147 111V116H146V119H147V122H152L153 123V120L155 119V117L157 116L156 113L161 109V104H159L160 106V109L158 110V108H152L151 109V103L150 101L146 100ZM159 99V98H158ZM177 99V97L175 98ZM179 99V97H178ZM207 99V98H206ZM26 100V99H25ZM47 100V99H46ZM58 100V99H57ZM66 100H69V99H66ZM90 100V99H89ZM106 100V99H105ZM133 100V98H132ZM139 100V99H138ZM161 99H159L160 101ZM163 100V98H162ZM173 100V99H172ZM194 100V99H193ZM20 101V102H19ZM31 101V100H30ZM79 101V100H77ZM82 101V100H81ZM91 101V100H90ZM98 101V100H97ZM102 101V99L100 100V102ZM104 101V100H103ZM111 101V100H110ZM135 102H138L137 100H134ZM158 101V100H157ZM165 101V100H164ZM167 101V100H166ZM175 101V100H174ZM179 101V100H178ZM182 101V100H181ZM260 101V100H258ZM262 101V100H261ZM264 101V100H263ZM36 102V101H35ZM42 102H44L42 100ZM72 102V101H71ZM69 101V103H71ZM75 102V101H74ZM80 102V101H79ZM86 101H84L83 103H85ZM107 102H109L107 100ZM127 102V101H126ZM132 102V101H131ZM183 102V101H182ZM186 102V101H185ZM257 102V100H256ZM61 103V102H60ZM64 103V102H63ZM69 103L67 105H69ZM77 103V102H75ZM81 103V102H80ZM82 103V105H84ZM106 103V102H105ZM111 103V102H110ZM120 103V102H119ZM161 103V102H160ZM170 103V102H169ZM172 103V102H171ZM206 103V102H205ZM208 103V102H207ZM214 103V102H213ZM229 103V102H228ZM258 103V102H257ZM30 104V103H29ZM56 104V103H55ZM65 104V103H64ZM86 104V103H85ZM98 104V102H97ZM112 104V103H111ZM117 106H118V103H116ZM130 104V102H129ZM163 104H166L163 102ZM177 104V103H175ZM185 104V103H184ZM41 105H43V103H41ZM94 105V104H93ZM93 105L90 106V105H86L87 108V113L88 114H94V109H93ZM103 105V104H101ZM108 105V104H107ZM124 105V104H123ZM126 105V104H125ZM134 105V103H133ZM177 105H180L179 103ZM219 105V104H217ZM28 106V105H27ZM36 106V105H34ZM115 106V104H114ZM168 106V105H166ZM172 106V104L170 105ZM175 106V105H174ZM189 106V105H187ZM186 106V107H187ZM193 106V105H192ZM191 106V107H192ZM206 106V105H205ZM75 107V106H74ZM80 107V106H79ZM104 107V105L102 106ZM113 107V106H112ZM133 107V106H132ZM136 107V105H135ZM138 107V106H137ZM158 107V106H157ZM175 107H178V106H175ZM182 107V105H181ZM185 107V108H186ZM29 108V107H28ZM98 108V107H97ZM95 107V109H97ZM119 108H120V105H119ZM127 108V106H126ZM183 108V107H182ZM184 108V110H185ZM195 108V106H194ZM199 108V107H198ZM225 108V107H223ZM33 109V107L31 108ZM44 109V108H43ZM49 109V108H48ZM63 109H65L63 107ZM104 109V108H103ZM110 109V108H109ZM118 109V107L116 108ZM128 109V108H127ZM138 109V108H137ZM175 109V108H174ZM173 109V110H174ZM178 109V108H177ZM189 109V107H188ZM187 109V111H188ZM202 109V108H201ZM200 109V110H201ZM219 109V107H218ZM37 110V109H36ZM40 110V109H39ZM51 110V109H50ZM66 110H69V109H66ZM94 110V111H93ZM136 110V109H135ZM158 110V111H157ZM191 110V108H190ZM189 110V111H190ZM197 110V109H196ZM199 110V109H198ZM204 110V109H203ZM202 110V112H203ZM213 110V109H212ZM223 110V109H222ZM59 111V110H58ZM65 111V110H64ZM71 111V110H69ZM127 111V110H126ZM175 111V110H174ZM181 111H183L181 109ZM195 111V109H194ZM216 111V110H214ZM45 112V111H44ZM43 112V113H44ZM57 112V111H56ZM115 112V111H113ZM120 111H118L119 113ZM130 112V111H129ZM136 112V111H134ZM141 112V110H140ZM167 112V111H166ZM171 112V111H170ZM186 112V111H185ZM183 112V113H185ZM191 112V111H190ZM193 112V111H192ZM218 112V110H217ZM223 112V115L226 111H222ZM32 113H34L32 111ZM72 113V111H71ZM75 113V112H74ZM77 113V112H76ZM100 113V112H99ZM112 113V112H111ZM110 113V114H111ZM123 113V112H122ZM133 113V112H132ZM138 113V112H137ZM175 113V112H174ZM178 113H180L181 115H183L180 111H178ZM196 113V112H195ZM195 113L193 115H195ZM201 114V112H198ZM35 114V113H34ZM39 115H41L40 113H38ZM101 114V113H100ZM129 114V113H128ZM142 114V113H141ZM165 114V113H164ZM177 114V113H176ZM186 114V113H185ZM192 114V113H191ZM189 114V116L191 115ZM221 114V113H220ZM46 115V114H45ZM55 115V114H54ZM87 115V114H86ZM104 115V114H103ZM109 115V114H108ZM120 115V113H119ZM134 115V114H133ZM143 115V114H142ZM141 115V116H142ZM146 115V114H145ZM159 115V114H158ZM163 115V114H161ZM174 115V114H173ZM172 115V117L174 118V116ZM178 115V114H177ZM197 113H196V118H197ZM202 115V114H201ZM73 116V115H72ZM97 116V115H95ZM105 116V115H104ZM116 116V115H115ZM132 116V115H130ZM136 116V115H135ZM188 116V115H187ZM43 117V116H42ZM67 117V116H66ZM90 117V116H89ZM92 117V116H91ZM100 117V116H99ZM114 117V116H113ZM118 117V115H117ZM120 117V116H119ZM124 117V116H123ZM144 117V116H143ZM160 117V116H158ZM157 117V118H158ZM163 117V116H162ZM160 117V118H162ZM170 117V116H169ZM171 117V118H172ZM194 117V119H195ZM30 118V117H29ZM82 118V117H81ZM94 118V117H93ZM116 118V117H115ZM122 118V117H121ZM127 118H128V115H127ZM137 118V117H136ZM156 118V119H157ZM164 118V117H163ZM176 118V117H175ZM182 118H185L182 116ZM188 118V117H187ZM199 118V117H198ZM42 119V118H41ZM67 119V118H66ZM87 119V118H86ZM99 119V118H98ZM106 119V117L104 118ZM114 119V118H113ZM133 119V118H132ZM143 119V118H142ZM177 119V118H176ZM190 119V118H189ZM193 119V118H191ZM217 119V117H216ZM255 119V118H253ZM60 120V118H59ZM58 120V121H59ZM71 120V119H70ZM102 120V119H101ZM100 120V121H101ZM110 120V119H109ZM131 120V119H129ZM161 120V119H160ZM164 120V119H162ZM173 120V119H172ZM171 120V121H172ZM180 120V118H179ZM262 120V119H261ZM259 119V122L261 121ZM264 120V119H263ZM68 121V120H67ZM78 121V120H77ZM94 121V120H93ZM92 121V123H93ZM105 121V120H104ZM136 121V120H135ZM159 123H161L162 121H159L157 120ZM167 121V120H166ZM176 122L178 120H175ZM174 121V122H175ZM210 121V120H209ZM61 122V121H59ZM64 122V121H63ZM98 122V121H96ZM103 122V121H102ZM121 122V121H120ZM127 122V120H126ZM148 122V123H149ZM165 122V121H164ZM181 122V121H180ZM217 122V121H216ZM219 122V121H218ZM262 122V121H261ZM72 122H70L69 124H71ZM76 123V122H75ZM86 123V122H85ZM84 123V124H85ZM105 123V122H104ZM132 123V122H131ZM131 123H130V127H131ZM142 123V122H141ZM146 123V122H144ZM172 123V122H171ZM205 123V122H204ZM26 124V123H25ZM59 124V123H58ZM66 124V123H65ZM81 124V122L79 123ZM111 124V123H109ZM120 124V123H119ZM129 124V123H128ZM127 124V125H128ZM150 124V123H149ZM176 124V123H175ZM179 124V123H178ZM258 124V123H257ZM82 125V124H81ZM106 125V124H105ZM108 125V124H107ZM145 125V124H144ZM147 125V124H146ZM145 125V127H146ZM162 125V124H160ZM174 125V124H173ZM200 125V124H199ZM259 125V124H258ZM61 126V125H60ZM77 127V126H80V125H75L73 123V127ZM140 126V125H139ZM154 126V125H153ZM156 126V125H155ZM164 126V124H163ZM176 126V125H175ZM190 126H193V125H190ZM66 127V126H65ZM72 127V126H71ZM88 127H90L88 125ZM100 127V126H98ZM103 127V126H102ZM114 127V126H112ZM120 127V126H119ZM162 127V126H161ZM177 127V126H176ZM175 127V128H176ZM188 127V125L186 126ZM184 127V130L185 128ZM247 127V126H246ZM79 128V127H78ZM77 128V129H78ZM115 128V127H114ZM160 128V126H159ZM164 128V127H163ZM232 128V127H231ZM97 129V128H95ZM99 129V128H98ZM113 129V128H112ZM143 129V128H142ZM152 129V128H151ZM166 129V128H165ZM182 129V128H181ZM190 130V128H188ZM71 130V128H70ZM69 130V131H70ZM101 130V129H100ZM111 130V129H110ZM175 130V129H174ZM78 131V130H77ZM112 131V130H111ZM119 131V129L117 130ZM116 131V132H117ZM124 131V130H123ZM149 131V130H148ZM188 131V130H187ZM65 132V131H64ZM95 132V130H94ZM93 132V133H94ZM156 132V131H155ZM162 132L163 129H162ZM170 132H173L171 131L170 129ZM176 132V131H175ZM173 132V133H175ZM179 132V131H178ZM176 132V133H178ZM69 133V132H68ZM74 133V132H73ZM96 133V132H95ZM119 133V132H117ZM116 133V134H117ZM171 133V134H173ZM190 133V132H189ZM104 134V132H103ZM122 134V133H121ZM148 134V133H147ZM152 134V133H151ZM150 134V135H151ZM159 134V133H158ZM161 134V133H160ZM169 134V133H168ZM204 134V133H203ZM62 135V133H61ZM80 135V133H79ZM97 135V134H96ZM123 135V134H122ZM163 135V134H162ZM161 135V136H162ZM174 135V134H173ZM152 136V135H151ZM165 137L167 135H164ZM198 136V135H197ZM256 136V135H255ZM258 136V135H257ZM260 136V135H259ZM65 137V136H64ZM81 137V135H80ZM103 137V136H102ZM122 137V136H121ZM124 137V136H123ZM158 137V136H157ZM204 137V136H202ZM254 137V136H253ZM89 138V137H88ZM106 138V137H104ZM151 138V137H150ZM149 138V139H150ZM227 138V137H226ZM252 138V137H251ZM260 138V137H259ZM62 139V137H61ZM70 139V138H69ZM97 139V138H96ZM95 139V140H96ZM107 139V138H106ZM122 139V138H120ZM131 139L130 137L127 139L129 140ZM136 139V138H135ZM158 139V138H157ZM165 139V138H164ZM163 139V140H164ZM175 139V138H174ZM190 139V138H189ZM194 139V138H193ZM205 139H208V138H205ZM224 139V138H223ZM258 139V137H257ZM65 140V139H64ZM73 140V139H72ZM76 141V139H74ZM110 141L112 139H109ZM156 140V139H155ZM170 140H172L170 138ZM252 140V139H251ZM68 141V140H67ZM92 141V140H91ZM108 141V140H107ZM152 141V140H151ZM258 141V140H257ZM263 141V140H261ZM70 142V141H69ZM112 142V141H111ZM110 142V145L113 144ZM131 142V141H130ZM129 142V143H130ZM137 142V141H136ZM150 142V141H149ZM156 142V141H155ZM181 142V141H180ZM183 142V141H182ZM208 142V141H207ZM210 142V141H209ZM212 142V141H211ZM249 142V141H248ZM67 143V142H66ZM76 143V142H75ZM97 143V142H96ZM102 143V142H101ZM105 143V142H104ZM120 143V141H119ZM128 143V144H129ZM138 143V142H137ZM158 143V141H157ZM162 143V142H161ZM197 143V142H196ZM258 143V142H257ZM263 143V142H262ZM71 144V143H69ZM82 144V143H81ZM89 144V143H87ZM103 144V143H102ZM101 144V145H102ZM140 144V143H139ZM215 144V143H214ZM214 144H211L214 145ZM73 145V144H72ZM76 145V144H75ZM104 145V144H103ZM102 145V146H103ZM145 145V144H144ZM143 145V147H144ZM261 145V144H260ZM86 146V145H85ZM125 146V145H124ZM135 146V145H134ZM166 147V149H168L167 147H171V148H176L177 146L174 144V142L172 143L171 141H166L164 142L163 144V147ZM58 147V146H57ZM80 147V146H79ZM93 147V146H92ZM110 147V146H109ZM131 147V146H130ZM162 147V146H161ZM192 147V146H191ZM199 147V146H198ZM213 147V146H212ZM235 147V146H234ZM261 147V146H260ZM64 147H60V150H63ZM104 148V146H103ZM141 148V147H140ZM149 148V147H148ZM156 148V147H155ZM215 148V147H214ZM69 149V148H68ZM67 149V151H68ZM81 149V148H80ZM79 149V150H80ZM150 149V148H149ZM160 149V147H159ZM162 149V148H161ZM160 149V150H161ZM98 150V148H97ZM130 150V149H129ZM158 150V148H157ZM178 150V149H177ZM207 150V149H206ZM205 150V151H206ZM114 151V150H113ZM135 151V149H134ZM138 151V150H137ZM136 151V152H137ZM148 151V150H147ZM204 151V150H203ZM93 152V151H92ZM104 152V151H103ZM135 152V153H136ZM140 152V151H138ZM150 152V151H149ZM158 152V151H157ZM182 152V151H180ZM251 152V151H250ZM58 153V152H57ZM145 153H148V152H145ZM166 153V152H164ZM177 153V152H176ZM185 153V152H184ZM71 154V153H70ZM82 154V153H81ZM84 154V153H83ZM93 154V153H92ZM91 154V155H92ZM96 156L95 158L97 157L98 161H103L104 158L106 157H103V153L101 152V154H99L98 152L95 153ZM94 154V155H95ZM128 154V153H127ZM169 154V153H168ZM167 154V155H168ZM183 154V153H182ZM252 154V153H251ZM259 154V153H258ZM262 154V152H261ZM59 155V153H58ZM72 155V154H71ZM70 155V156H71ZM74 155H77V154H74ZM90 155V156H91ZM116 155V154H115ZM129 155V154H128ZM157 155V154H156ZM160 155V154H159ZM166 155V156H167ZM177 155V154H176ZM185 155V154H184ZM218 155V154H217ZM235 155V153H234ZM256 155V154H255ZM68 156V155H67ZM85 156H86V153H85ZM106 156V155H105ZM131 156V155H130ZM147 156V155H146ZM150 156V154H149ZM148 156V157H149ZM154 156V155H153ZM209 156V155H208ZM74 157V156H73ZM92 157V156H91ZM108 157V156H107ZM111 157V155H110ZM131 157H136V156H131ZM145 156H143L144 158ZM172 157V156H170ZM185 157V156H184ZM189 157V155H188ZM207 157V156H206ZM206 157H203V158H206ZM210 157V156H209ZM244 157V156H243ZM60 158V157H59ZM87 158V157H86ZM85 157H83L79 163L80 165V171L78 172L79 174H81L84 178L88 179V180H92L94 185L97 187V189H105L108 187H112L114 188L115 187V184L113 183V175L112 173L106 171L103 169V165L101 167H98V165L96 166L95 164H93V162L91 160H88L86 159ZM121 158V156H120ZM156 158V157H155ZM168 158V157H166ZM173 158V157H172ZM176 158V157H175ZM253 158V157H252ZM71 159V158H70ZM91 159V158H90ZM110 159V158H109ZM117 157L116 156H112V160H116ZM127 159V158H125ZM139 159V158H138ZM169 159V158H168ZM181 161L184 159L183 157H180ZM75 160V159H74ZM73 160V162H74ZM77 160V159H76ZM124 160V159H123ZM137 160V159H136ZM142 160V159H141ZM160 160V159H159ZM166 160V159H165ZM177 160V159H176ZM211 160V159H210ZM231 160V159H230ZM122 162V160H120ZM126 161V160H125ZM134 161V160H133ZM140 161V160H139ZM145 161V160H144ZM171 161V160H170ZM178 161V160H177ZM188 161V160H187ZM209 161V160H208ZM118 162V161H117ZM124 162V161H123ZM148 162V161H147ZM163 162V160L161 161ZM194 162V161H193ZM211 162V161H209ZM75 163V162H74ZM108 163V161H107ZM171 162H169L170 164ZM177 163V162H175ZM183 163V162H182ZM77 164V162H76ZM102 164H105V163H102ZM148 164V163H147ZM150 164V163H149ZM160 164V163H159ZM162 164V163H161ZM185 164V163H184ZM212 164V163H211ZM112 165V164H111ZM125 165V163H124ZM173 165V164H172ZM193 166V164H191ZM120 166V165H119ZM130 166H134V165H130ZM137 166V165H136ZM142 166V164L140 165ZM148 166V165H147ZM151 166H154L153 163L151 164ZM158 166V165H157ZM177 166V165H176ZM175 166V167H176ZM187 166V165H185ZM203 166V165H202ZM110 167V163H109V166ZM114 167V166H113ZM112 167V168H113ZM123 167V166H122ZM165 167V166H164ZM167 167H168V164H167ZM197 167V166H196ZM213 167V166H212ZM212 167H209V168H212ZM220 167V165H219ZM241 167V166H240ZM124 168V167H123ZM152 168V167H150ZM150 168H146V169H149ZM162 168L161 167V171H162ZM173 168V167H172ZM109 169V168H108ZM118 169V168H116ZM135 169H137V167H135ZM145 169V168H144ZM155 169V168H154ZM114 170V169H113ZM124 170V169H123ZM156 170V169H155ZM154 170V171H155ZM159 170V169H158ZM169 170V169H168ZM173 170V169H171ZM180 170V169H179ZM187 170V169H186ZM199 170V168H198ZM201 170V169H200ZM214 170H216L214 168ZM76 171V170H75ZM117 171V170H116ZM115 171V172H116ZM130 171V170H129ZM166 171V170H165ZM170 171V170H169ZM168 171V175L165 176V182H166V179L170 181V179H168L169 175L173 172H169ZM177 171V170H176ZM175 171V172H176ZM183 171V170H182ZM189 171V170H187ZM195 171V170H194ZM122 172V171H121ZM133 172H138L137 170L136 171H133ZM151 172V171H150ZM158 172V171H157ZM185 172V171H184ZM184 172H181V173H184ZM202 172V171H201ZM139 173V172H138ZM146 173V172H145ZM154 173V172H153ZM161 173V172H160ZM180 173V172H179ZM193 173V172H191ZM213 175H214V172L212 171ZM117 174V173H116ZM126 174V173H125ZM128 174V173H127ZM144 174V173H143ZM155 174V173H154ZM175 174V173H174ZM185 174V173H184ZM218 176L220 175L219 173H217ZM130 175V174H129ZM128 175V176H129ZM147 175V174H146ZM150 176H152L151 174H149ZM161 175V174H160ZM177 175V174H176ZM181 175V174H179ZM195 175H198V173H196ZM240 175V174H239ZM121 176V175H120ZM132 176V175H131ZM130 176V177H131ZM137 176V175H135ZM134 176V177H135ZM157 176V174H156ZM174 176V175H173ZM123 177V175L121 176ZM120 177V178H121ZM149 177V176H148ZM158 177V176H157ZM175 177V176H174ZM124 178H126L124 176ZM147 178V177H146ZM159 178V177H158ZM176 178V177H175ZM178 178V177H177ZM221 178V177H220ZM128 179V178H127ZM133 179V178H131ZM149 179V178H148ZM152 179H155V178H152ZM222 179V178H221ZM146 180V179H145ZM174 180V179H173ZM172 180V181H173ZM254 180V179H253ZM77 181V180H76ZM123 181V180H121ZM163 181V180H162ZM186 181V180H185ZM141 183L143 181H140ZM139 182V183H140ZM151 182V180H150ZM156 182V180H155ZM177 182V181H176ZM175 182V183H176ZM179 182V180H178ZM182 182V181H181ZM92 183V182H91ZM116 183V182H115ZM120 183V182H119ZM124 183V182H123ZM128 183V182H127ZM130 183V182H129ZM146 183V182H145ZM180 183V182H179ZM178 183V184H179ZM183 183V182H182ZM192 183V181H191ZM222 183V181H221ZM238 183V182H237ZM122 184V183H121ZM126 184V183H125ZM123 184V185H125ZM131 184V183H130ZM134 184V183H132ZM152 184V183H151ZM78 185V184H76ZM79 185H81L79 183ZM83 185V184H82ZM121 185V186H123ZM146 185V184H145ZM156 185V184H155ZM158 185V184H157ZM161 185V184H160ZM176 185V184H175ZM182 185V184H181ZM85 186V185H84ZM83 186V187H84ZM133 186V185H132ZM169 186V185H167ZM171 186V185H170ZM169 186V187H170ZM178 186V185H177ZM186 186V185H185ZM191 186V184H190ZM193 186V185H192ZM191 186V188H192ZM210 186V185H209ZM77 187V186H76ZM87 187V186H86ZM131 187V186H129ZM145 188L147 186H144ZM151 187V186H150ZM149 187V188H150ZM157 187V186H156ZM161 187V186H160ZM165 187V185H164ZM175 187V186H174ZM195 187V186H193ZM95 188V187H94ZM136 188V186L134 187ZM134 188L132 187V189L134 190ZM138 188V187H137ZM143 188V187H142ZM148 188V187H147ZM148 188V189H149ZM155 188V187H153ZM159 188V186H158ZM176 188V187H175ZM174 188V190H175ZM178 188V187H177ZM183 188V187H182ZM80 189V187H79ZM116 189V188H115ZM156 189V188H155ZM154 189V190H155ZM197 189V188H196ZM195 189V191H196ZM200 189V188H199ZM84 190V189H83ZM111 190V189H110ZM114 189H112V192ZM136 190V189H135ZM153 190V191H154ZM158 190V189H157ZM173 190V191H174ZM201 190V189H200ZM253 190V189H252ZM54 191H58V193L61 196L59 202H55V204L49 202V197H50V194H52V192ZM76 191V190H75ZM89 191V190H88ZM92 191L94 190H91L90 192L92 193ZM125 190H123L124 192ZM149 191V190H148ZM161 191V190H159ZM164 192V189L162 190ZM169 191V190H168ZM180 191V190H178ZM185 191V190H184ZM198 191V190H197ZM50 192V193H49ZM80 192H81V189H80ZM83 192V191H82ZM81 192V193H82ZM98 192V190H97ZM116 192V191H115ZM118 192V191H117ZM142 192V191H141ZM146 192V191H145ZM162 192V193H163ZM190 192V191H189ZM80 193V194H81ZM95 193H96V190H95ZM102 193V192H101ZM127 193V192H125ZM131 193V192H130ZM133 193V192H132ZM135 193V192H134ZM154 193V192H153ZM160 193V192H159ZM160 193V195L162 194ZM169 193V192H168ZM177 193V192H176ZM186 193V192H185ZM198 193V192H197ZM55 194V193H54ZM53 194V196H54ZM67 194V193H66ZM94 194V192L92 193V195ZM97 194V193H96ZM110 194V193H109ZM114 194V193H113ZM119 194V193H118ZM129 194V193H128ZM139 194V192H138ZM136 194V195H138ZM144 194V193H143ZM141 194V195H143ZM151 194V193H150ZM166 194V193H165ZM174 194V193H173ZM56 195V194H55ZM87 195H89L87 193ZM91 195V196H92ZM103 195V194H102ZM101 195V196H102ZM112 195V194H111ZM127 195V194H126ZM125 195V196H126ZM146 195V194H145ZM149 195V194H148ZM154 195V194H153ZM159 195V194H158ZM168 195V194H167ZM166 195V196H167ZM86 196V195H84ZM107 196V195H106ZM180 196V195H179ZM182 196V195H181ZM180 196V197H181ZM187 196V195H186ZM189 196V195H188ZM187 196V197H188ZM194 196V195H193ZM192 196V197H193ZM253 196V195H252ZM88 197V196H86ZM93 197V196H92ZM104 197V196H103ZM111 196L109 195V198ZM124 197V196H123ZM161 197V196H160ZM169 197H171L169 195ZM176 197V196H175ZM95 198V197H94ZM118 198V197H117ZM137 198V196H136ZM135 198V199H136ZM162 198V197H161ZM165 198V197H164ZM179 198V197H178ZM88 199V198H87ZM108 199V198H107ZM113 199V198H112ZM110 199V200H112ZM168 199V198H167ZM183 199V198H182ZM189 199H192V198H189ZM194 199V198H193ZM192 199V201H193ZM100 200V198H99ZM109 200V201H110ZM119 200V199H118ZM138 200V199H137ZM153 200V199H151ZM169 200V199H168ZM173 200V199H172ZM176 200V199H175ZM107 201V200H106ZM135 201V200H134ZM140 201V200H139ZM142 201V199H141ZM140 201V202H141ZM150 201V200H149ZM190 201V200H188ZM186 201V202H188ZM53 202V201H52ZM105 202V200H104ZM103 202V203H104ZM122 202V201H121ZM139 202V203H140ZM143 202V201H142ZM141 202V203H142ZM148 202V201H147ZM152 202V201H151ZM154 202V201H153ZM186 202H184L186 204ZM191 202V201H190ZM86 203V202H84ZM110 203V202H109ZM140 203V204H141ZM150 203V202H148ZM159 203V201H158ZM175 203H177L175 201ZM179 203V202H178ZM177 203V205H179ZM81 204V203H80ZM115 204V203H114ZM120 204V203H119ZM126 205L129 204L128 203H125ZM144 204V202H143ZM153 204V203H152ZM166 204V202H165ZM184 204V205H185ZM189 204V203H188ZM199 204V202L197 203ZM108 205V204H107ZM116 205V204H115ZM125 205V206H126ZM138 205V204H137ZM149 205V204H148ZM155 205V204H153ZM183 205V204H182ZM183 205V206H184ZM211 205V204H210ZM209 205V206H210ZM123 206V205H122ZM157 206V205H156ZM155 206V207H156ZM176 206V205H175ZM93 207V206H92ZM129 207H134V206H128L126 208H129ZM139 207V206H138ZM142 207V206H141ZM150 207V206H149ZM180 208L182 207L181 205L179 206ZM107 208V207H106ZM125 208V207H124ZM143 208V207H142ZM164 208V207H163ZM188 208V206H187ZM186 208V209H187ZM198 208V207H197ZM95 209V208H94ZM118 209V208H117ZM132 209V208H130ZM152 209V208H150ZM185 209V208H184ZM96 210V209H95ZM120 210H121V207H120ZM122 210H123V207H122ZM147 210V208L145 209V211ZM161 210V208H160ZM166 210V209H165ZM113 211V210H112ZM125 211V210H123ZM132 211V210H131ZM138 211V210H136ZM169 211V210H168ZM171 211V210H170ZM169 211V212H170ZM190 211V210H189ZM195 211V210H194ZM158 212V210H157ZM156 212V213H157ZM161 212V211H160ZM173 212V211H172ZM179 212V210H178ZM115 213V212H114ZM120 213V212H119ZM118 213V214H119ZM124 212H122L123 214ZM127 213V212H125ZM129 213V212H128ZM127 213V214H128ZM140 213V211H139ZM137 213V214H139ZM142 213V212H141ZM140 213V214H141ZM145 213L144 212V215L143 213L141 214V217L142 219L143 216H145ZM152 213V211L150 212ZM155 213V211H154ZM184 213V211H183ZM188 213V212H187ZM126 214V215H127ZM136 214V215H137ZM158 214V213H157ZM156 214V215H157ZM189 214V213H188ZM193 214V213H192ZM199 214V213H198ZM196 214V215H198ZM143 215V216H142ZM148 215V214H147ZM153 215V214H152ZM151 215V216H152ZM155 215V214H154ZM160 215V214H159ZM202 215V214H201ZM120 216V215H119ZM123 216V215H122ZM130 216V215H129ZM128 216V217H129ZM139 216V215H137ZM164 216V215H162ZM125 217V216H124ZM134 217V216H133ZM132 217V219H133ZM161 217V215L159 216ZM123 218V217H122ZM130 218V217H129ZM139 218V217H138ZM194 218V216H193ZM192 218V219H193ZM197 218V216H196ZM202 218V217H201ZM137 219V218H135ZM134 219V220H135ZM153 219V218H152ZM199 219V218H198ZM126 220V219H125ZM128 220V219H127ZM133 220V221H134ZM141 220V218L139 219ZM146 220V219H145ZM194 220V219H193ZM132 221V220H131ZM138 221V220H137ZM143 221V220H141ZM155 221V220H154ZM149 222V220H148ZM190 222H192L190 220ZM225 222V221H224ZM117 223V222H116ZM133 223V222H131ZM140 223V222H139ZM144 223V222H143ZM141 223V224H143ZM136 224V222H135ZM138 224V223H137ZM149 224V223H147ZM153 224V223H152ZM151 224V225H152ZM196 224V223H195ZM130 225V224H129ZM133 227H134V224H132ZM146 225V224H145ZM191 225V224H190ZM139 226V225H138ZM228 227V226H227ZM233 227V226H232ZM195 228V227H194ZM230 228V227H228ZM131 230L133 229L132 227L130 228ZM198 229V227H197ZM233 229V228H232ZM199 230V229H198ZM127 232V231H126ZM200 232V231H199ZM234 232V230H233ZM125 233V232H124ZM130 233V232H129ZM190 235V234H189ZM194 235V234H193ZM234 235V233H233ZM232 235V237H233ZM132 236V235H131ZM196 236L198 237V232L196 233ZM129 237V235H128ZM127 237V238H128ZM193 238V237H192ZM134 239V238H133ZM124 240V239H123ZM132 240V239H131ZM192 240V239H191ZM194 240V239H193ZM205 240V239H204ZM196 241V240H195ZM201 241V240H200ZM207 241V240H206ZM119 242V241H118ZM125 242L126 239H125ZM198 242V241H197ZM203 242V241H202ZM134 243V242H133ZM135 244V243H134ZM137 244H140L137 242ZM146 244V243H145ZM203 244V243H202ZM122 245H124L122 243ZM143 245V244H141ZM130 246V245H129ZM134 247V246H133ZM141 247V246H139ZM149 247V245H148ZM129 248V247H128ZM147 248V247H146ZM168 248V246H167ZM166 248V249H167ZM131 249V248H130ZM148 249V248H147ZM163 249V248H162ZM165 249V248H164ZM137 250V249H136ZM139 250V249H138ZM146 250V249H145ZM143 250V252L145 251ZM170 250V249H169ZM168 250V251H169ZM201 250V249H200ZM167 251V252H168ZM141 252V251H140ZM146 252V251H145ZM150 252V251H149ZM171 252V251H170ZM155 253V254H154ZM153 253V256L156 255L157 252H154ZM147 254V253H146ZM145 254V255H146ZM160 254V253H159ZM158 256V255H157ZM175 256V255H173ZM154 258V257H153ZM157 258V257H156ZM169 256H167V254H161V256H159V260L158 262H156V264H162V263H166L168 260H169ZM155 259V258H154ZM176 260V259H175ZM155 261V260H154ZM170 262V261H169ZM168 262V263H169ZM172 264V263H171Z\"/></svg>",
    "mask_w": 264,
    "mask_h": 264
}]
</instances>
